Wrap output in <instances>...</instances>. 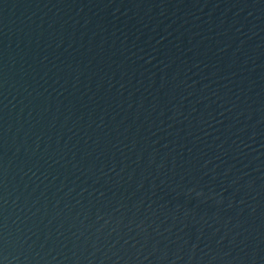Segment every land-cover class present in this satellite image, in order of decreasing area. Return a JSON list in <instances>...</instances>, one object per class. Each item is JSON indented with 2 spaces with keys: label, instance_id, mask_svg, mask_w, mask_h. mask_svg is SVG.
I'll list each match as a JSON object with an SVG mask.
<instances>
[{
  "label": "water",
  "instance_id": "95a60500",
  "mask_svg": "<svg viewBox=\"0 0 264 264\" xmlns=\"http://www.w3.org/2000/svg\"><path fill=\"white\" fill-rule=\"evenodd\" d=\"M0 264H264V0H0Z\"/></svg>",
  "mask_w": 264,
  "mask_h": 264
}]
</instances>
